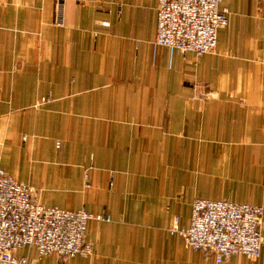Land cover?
I'll return each instance as SVG.
<instances>
[{"label": "crops", "instance_id": "1", "mask_svg": "<svg viewBox=\"0 0 264 264\" xmlns=\"http://www.w3.org/2000/svg\"><path fill=\"white\" fill-rule=\"evenodd\" d=\"M61 2V1H60ZM159 0H0V167L84 207L88 256L34 264H264V0H221L212 51L154 42ZM42 98L46 101L41 103ZM196 197L262 206L256 257L171 232Z\"/></svg>", "mask_w": 264, "mask_h": 264}, {"label": "built area", "instance_id": "2", "mask_svg": "<svg viewBox=\"0 0 264 264\" xmlns=\"http://www.w3.org/2000/svg\"><path fill=\"white\" fill-rule=\"evenodd\" d=\"M61 3L58 0L56 19L60 25ZM220 3L221 0H159L154 42L181 52L212 51L218 29L228 21V10ZM44 101L46 98L40 102ZM261 215L260 204L196 197L189 224L180 225L175 215L169 229L180 233L192 249L211 254L216 261L232 254L253 258L262 243ZM91 217L109 220L110 213L93 214L84 207L67 209L43 204L32 186L0 167V264H34L27 255L17 253L27 246L36 247L40 256L55 253L62 262L77 254L90 255L93 243L86 239V224Z\"/></svg>", "mask_w": 264, "mask_h": 264}]
</instances>
